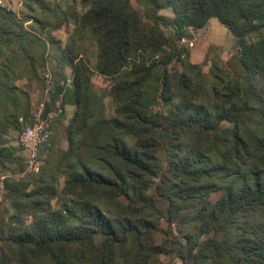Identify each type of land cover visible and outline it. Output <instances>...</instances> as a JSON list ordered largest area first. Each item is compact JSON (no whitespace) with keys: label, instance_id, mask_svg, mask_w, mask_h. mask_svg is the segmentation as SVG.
I'll return each instance as SVG.
<instances>
[{"label":"trees","instance_id":"1","mask_svg":"<svg viewBox=\"0 0 264 264\" xmlns=\"http://www.w3.org/2000/svg\"><path fill=\"white\" fill-rule=\"evenodd\" d=\"M136 1L143 11L132 0H81L84 11L57 20L0 4V175L26 168L9 138L21 116L32 120L22 79L43 92L52 82L53 134L75 107L67 147L52 135L38 172L5 180L0 264H264V0ZM212 18L238 50L213 55L206 73L181 39ZM71 22L66 44L44 39ZM85 34L97 44L94 67L77 45ZM48 44L60 52L55 79L45 75ZM94 72L110 81L113 116Z\"/></svg>","mask_w":264,"mask_h":264},{"label":"rangeland","instance_id":"2","mask_svg":"<svg viewBox=\"0 0 264 264\" xmlns=\"http://www.w3.org/2000/svg\"><path fill=\"white\" fill-rule=\"evenodd\" d=\"M45 1L47 3V6H49L50 8L45 9V11H43L40 8H38V6H36L34 12H29L28 10H26L22 0H0V4L2 6H5L9 9L18 12L20 15H36L42 19L49 18L51 20L59 19L60 16L62 15L61 11L71 8L73 6H76L79 10L84 11V9H82L81 6V0H45ZM132 2L136 8H139L141 11H143L140 3H138L136 0H132ZM162 13L170 14L168 9L162 10ZM26 25L29 28L30 27L33 28L32 30H35L34 26H32L31 21L27 22ZM74 30H75V24L71 22L68 25L62 26L60 29H56L52 31L45 30L42 34L44 39L55 37L57 41H59L62 45H64L66 44L69 36L74 32ZM195 36L198 38V45L201 48L207 46L208 43H211L210 45H208L205 53L201 56V58H199L201 60L199 63L203 65V70L206 73H209V68L211 65L210 59L211 57H213V55L220 56L224 60H228L233 55H235L238 50L233 34L225 26L221 25L220 23L218 24L215 21L208 22L206 27H204L199 32V34H196ZM77 45L79 47L80 52L83 54V57L89 59V63L91 67H94L97 61L96 55L98 51L97 44L95 43V41L92 40V38H90V35L85 34L84 38L79 39L77 41ZM47 56H48L49 71L51 70L53 72V77L55 79L57 77V71H59L58 61L60 56V52L56 48V45L54 44L47 45ZM173 64L175 67L180 69V63H173ZM65 73L66 75H68V77H71L72 69L69 66H66ZM92 81L94 83L95 91L98 94H102L104 97L103 101L105 104L106 114L108 116L115 115L114 112L115 103L113 102L112 98L107 95V91L110 88L109 79L94 72L92 75ZM20 83L30 92L32 109H34L38 105V103L43 99V97L46 94V91L43 92L41 85L36 81H27L25 79H22ZM74 110L75 107L73 105H67L65 109V114L61 118V122L55 123L52 141L58 147H62V148L67 147V140L65 136L64 127L71 119ZM9 138L11 140V144L17 149L18 154L25 156V153L20 148L21 146L18 142V133L14 131H10ZM5 170H6L5 173L8 176L19 178L17 176L19 172L17 170L16 165L9 164V168ZM1 171H2V167L0 166V173ZM217 196L218 193H215L213 195V199H216ZM2 207H9V205L4 198V191L1 190L0 188V208Z\"/></svg>","mask_w":264,"mask_h":264},{"label":"built area","instance_id":"3","mask_svg":"<svg viewBox=\"0 0 264 264\" xmlns=\"http://www.w3.org/2000/svg\"><path fill=\"white\" fill-rule=\"evenodd\" d=\"M190 32L194 35L195 29L190 27ZM181 43L190 48H194L196 47L197 41L194 36L192 38L184 36L181 39ZM45 75L48 79H51L50 71L46 72ZM70 81L71 77H68L67 83H70ZM49 82V88H53L52 82ZM49 88L46 90L44 98L33 109L31 122L26 123L22 116L19 118L22 128L18 136V142L26 156V168L24 171L18 173L17 176L19 178H23L27 174L36 173L40 170L42 148L53 135L51 121L57 115V112L50 111L46 114V101L48 99ZM56 105L60 106V100L56 102ZM7 176V174L0 175V188L3 191H5V180Z\"/></svg>","mask_w":264,"mask_h":264},{"label":"crops","instance_id":"4","mask_svg":"<svg viewBox=\"0 0 264 264\" xmlns=\"http://www.w3.org/2000/svg\"><path fill=\"white\" fill-rule=\"evenodd\" d=\"M210 21H211V22L215 21L216 23L219 24V22H218V20H217L216 18H212ZM210 21H209V22H210ZM207 24H208V23H207ZM221 25H222V24H221ZM205 27H206V26H205ZM219 27H220V26H219ZM201 30H202V29H200V30H196L195 33H194V36H195L196 34H199V32H200ZM195 37H196V36H195ZM196 41H197L196 47H194V48L191 49V60H192L193 62H200L201 60H200L199 58H201V56L205 53V51H206L208 45H210L211 43H208L207 46H204L203 48H201V47H199V45H198V38H197V37H196Z\"/></svg>","mask_w":264,"mask_h":264}]
</instances>
